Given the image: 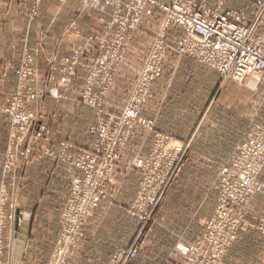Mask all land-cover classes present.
Returning <instances> with one entry per match:
<instances>
[{
    "label": "rangeland",
    "instance_id": "1",
    "mask_svg": "<svg viewBox=\"0 0 264 264\" xmlns=\"http://www.w3.org/2000/svg\"><path fill=\"white\" fill-rule=\"evenodd\" d=\"M111 1L96 40L75 50L60 67L51 63L49 74L58 84L42 80L37 51L21 50L15 89L0 105L7 118L0 161V264H15L12 229L29 220L25 195L36 193H49L51 200L42 208L55 212L57 232L33 250L36 256L27 257L36 259L30 264H264V167L248 172L240 164L249 135L264 129V75L243 81L222 77L198 58L175 53L186 38L185 28L175 21L165 26L164 12L149 8L137 22L129 16L125 23L123 7ZM183 1L208 18L238 15L242 21H230L242 28L249 21L254 39L264 46V0ZM151 10L161 21L142 25ZM172 29L179 34L175 39ZM138 31L141 66L125 74L134 82L126 88L119 83L121 91L115 84L124 65L134 69L133 59L127 64L126 57L138 51L133 43ZM90 51L94 56L86 66L83 55ZM44 98L58 102L55 148L46 137ZM11 114L31 115L35 121L13 128ZM171 115L200 120L191 136L180 135L188 132L184 121L171 136L162 122ZM82 159L88 169L76 171L73 164ZM51 161H58V176L32 168ZM25 172L28 183L40 177L42 183L22 184ZM50 176L53 181L46 184ZM257 188L240 200L241 193ZM224 211L230 215L222 220ZM104 215L92 236L106 245L94 242L93 247L87 241V230H93L88 224L98 227ZM225 226L235 238L221 247ZM124 228L126 241L116 232ZM107 229L116 235H107Z\"/></svg>",
    "mask_w": 264,
    "mask_h": 264
},
{
    "label": "crops",
    "instance_id": "2",
    "mask_svg": "<svg viewBox=\"0 0 264 264\" xmlns=\"http://www.w3.org/2000/svg\"><path fill=\"white\" fill-rule=\"evenodd\" d=\"M34 7H36V16L30 17V10ZM111 9V0H0V105L4 103L7 98L6 96L11 94L15 89L14 74L18 71V59L23 47L37 51L35 61L42 80L49 82V85H56L58 81H52V78H55V76L49 74L50 68L52 66L60 67V63L70 57L75 50L86 48L89 46V42L96 40L104 29L105 19L111 12ZM158 14L157 11L153 10L144 14L141 24L153 21L159 23L161 20ZM170 32L171 38L175 39L178 37L176 34L179 35L173 29ZM133 41L138 47V51L134 48L133 56L126 57V62L129 64L130 59H133L134 69L131 68L128 71L127 65H124L120 71V76L115 85L121 91H123V88H120L119 83L126 88L129 85L132 86L134 82L126 81L125 74L129 72L135 73L137 66L139 68L141 66L142 46L139 45V31L133 35ZM93 56L94 53L91 51L83 55L82 61L87 63L86 66L92 61ZM52 62L54 63L51 66ZM83 71V69H79L78 72L83 74ZM186 84L188 85V83H184L180 87L181 92L185 90L186 87L183 85ZM40 105L44 112L46 137L49 139L50 146L55 148L58 144V102L44 98L40 101ZM199 120V116L197 118L186 119L182 118V116L175 117L171 115L166 119L162 118V122L168 126L165 132L171 136H174L176 133V126H178L176 124L184 121L188 132L177 133L182 135V137L191 136V129ZM6 138L7 118L0 113V161L5 151ZM32 168H39L45 172L52 170V174L55 172V175L58 176V161L40 162ZM25 179L26 172L25 175L23 174L22 184L42 183L41 177L39 180L28 178L29 183ZM45 181L46 184H51L53 178L50 176ZM56 182V179H54V183ZM48 194L36 193L25 195V199L29 202L28 211L30 218L24 225L19 226L17 230H14L15 228L12 229V232L16 233L15 236L13 234L11 244L15 264H25L24 261L29 264L31 261L34 262L36 259L31 260L29 258V262L27 257H31V255L36 256L34 251H38L44 246L45 237L47 239L45 243H49V236L53 237L54 233L56 234L57 232L56 228L52 227L57 217L55 212H49L42 208L45 201L51 200ZM35 197L36 200L31 203ZM36 207L37 209H35ZM114 207L109 210V216L114 212ZM120 216L123 215L120 214ZM103 218H105V215L97 219L98 227L94 226L93 221L88 224V227L93 230H87L89 232L87 241L93 247L94 242L106 245V242L94 241V236H92L103 223ZM116 232L121 236L123 235V239L126 241L125 228L122 231L117 230ZM116 232L107 229L106 234L111 235V233H114L116 235ZM117 241H120V238L112 242L115 244ZM29 249L34 250L33 253H27ZM37 257L39 256L37 255Z\"/></svg>",
    "mask_w": 264,
    "mask_h": 264
},
{
    "label": "built area",
    "instance_id": "3",
    "mask_svg": "<svg viewBox=\"0 0 264 264\" xmlns=\"http://www.w3.org/2000/svg\"><path fill=\"white\" fill-rule=\"evenodd\" d=\"M124 9L125 23L129 16H134L135 22L140 19L145 10L151 8L162 11L165 15V26L177 23L185 28L186 38L181 47L175 50L178 55H190L198 58L203 64L216 69L222 77H233L239 81L246 80L253 74L264 75V46L254 39L255 26L247 22V28L239 27L231 23L242 21L239 17L222 13L212 18L195 11V6L190 2L186 5L183 0H176L171 6L162 4L158 0H116ZM175 17V18H174ZM236 17V18H235ZM240 17H243L241 15ZM253 17V15H252ZM175 21V22H174ZM129 28V26H126ZM187 36L189 39H187ZM167 47H163L162 51ZM12 115V114H11ZM35 121L31 115H12V126H26ZM37 122L34 128L37 127ZM242 160L240 164L251 170H260L264 167V129L258 134L249 135L248 142L241 148ZM73 168L83 172L88 169L85 161L74 162ZM249 174V173H244ZM244 181V180H242ZM256 190L243 192L239 195L243 202ZM229 211L220 214L222 220L228 218ZM78 228V226H77ZM235 238V231L225 226L221 239V247L227 245L230 239ZM135 252V251H134Z\"/></svg>",
    "mask_w": 264,
    "mask_h": 264
},
{
    "label": "water",
    "instance_id": "4",
    "mask_svg": "<svg viewBox=\"0 0 264 264\" xmlns=\"http://www.w3.org/2000/svg\"><path fill=\"white\" fill-rule=\"evenodd\" d=\"M15 230H17V225L15 226Z\"/></svg>",
    "mask_w": 264,
    "mask_h": 264
}]
</instances>
